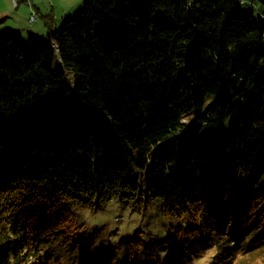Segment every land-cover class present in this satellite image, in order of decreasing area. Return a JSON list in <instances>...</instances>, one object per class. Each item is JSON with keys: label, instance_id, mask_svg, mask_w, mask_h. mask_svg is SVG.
<instances>
[{"label": "trees", "instance_id": "obj_1", "mask_svg": "<svg viewBox=\"0 0 264 264\" xmlns=\"http://www.w3.org/2000/svg\"><path fill=\"white\" fill-rule=\"evenodd\" d=\"M237 1L85 0L0 33V264H78L72 207L117 197L178 223L168 249L135 233L148 264L264 261V22ZM128 242L79 260L131 264Z\"/></svg>", "mask_w": 264, "mask_h": 264}, {"label": "rangeland", "instance_id": "obj_2", "mask_svg": "<svg viewBox=\"0 0 264 264\" xmlns=\"http://www.w3.org/2000/svg\"><path fill=\"white\" fill-rule=\"evenodd\" d=\"M67 1L68 6L74 2L81 1L80 6L71 13L72 17L78 12H81L84 8L85 0ZM67 1L64 0L60 3V0H29L28 5L22 3L19 9H17L14 0H0V14H5L9 18L5 22L0 23V33L4 30H14L21 33L23 39L28 41L30 34L37 35L40 33H37L36 30H42L43 33L38 36L47 37L48 27L41 15L49 16L53 14V24H56L57 29H59L65 20L60 18L62 14L61 5H65ZM17 2L19 4L18 0ZM237 2L238 8L243 9L246 13H252L258 22H264V4L262 1L247 0L242 3V0H238ZM36 10H39L41 15H37L36 20L31 23V15L34 13L37 14ZM13 22H16L18 25L15 26ZM20 26H22L23 29H21ZM72 210L77 214L76 217H78L79 222L83 223V225L85 224L87 227L86 242L89 247L84 245V248L78 250V252L73 255L74 259H77L76 262H78V264H82L83 262L79 260L80 258L89 259L93 256V258L96 259V249L99 247L103 249L111 248V246L120 242L122 238H126L129 241L128 247L134 249L136 253L135 256L132 257L134 260L131 264H148L149 260H147L146 256L149 250H147L148 247L143 243H150L153 245L159 243L161 249L164 246L168 249L165 242L169 240L168 238L171 234L170 225L173 224V226H177L178 224L176 221L174 223L163 216L161 213L162 207L159 202L151 203L147 209L146 205L138 202L136 198L135 200H127L122 197H117L110 203L99 208L80 209L77 206H73ZM138 230H143L146 234L141 246H138L137 243H131V239ZM227 233L234 236V234L239 235L240 231L238 227L231 225ZM89 241L91 243H89ZM202 250H191V257H186L183 260V264H198V254ZM62 252L63 254H68V250L65 251L64 248H62ZM102 253L103 252L100 251L97 255L101 256ZM205 254H208V251H206ZM175 256L176 252H172L171 259L170 255L167 259H164L165 264H167L169 260L170 264L173 263ZM157 260L160 261L158 256ZM257 261V264H264L261 258ZM59 264H74V261L70 256L65 257L62 255ZM207 264H213V261L208 260Z\"/></svg>", "mask_w": 264, "mask_h": 264}, {"label": "crops", "instance_id": "obj_3", "mask_svg": "<svg viewBox=\"0 0 264 264\" xmlns=\"http://www.w3.org/2000/svg\"><path fill=\"white\" fill-rule=\"evenodd\" d=\"M19 1V7H20V5L22 4V3H25V4H27V2H29V0H18ZM64 0H60V3H62ZM65 1H67V0H65ZM80 4H81V1H79V2H74V3H72L71 5H69L68 6V1H67V3L65 4V5H61V10H62V14H61V16H60V18L61 19H64L65 17H67V16H70L71 15V13H73V11L74 10H76L77 9V7H79L80 6ZM28 5V4H27ZM19 7L17 8V9H19ZM36 12H37V15H41L39 12V10H36ZM53 15V14H52ZM42 17H47V16H43V15H41ZM50 16V15H49ZM4 19H9L8 18V16L7 15H5V14H0V22L1 23H3L2 21L4 20ZM5 20V21H6ZM13 24L15 25V26H17L18 24L16 23V22H13ZM20 28L21 29H23V27L22 26H20ZM36 30V29H35ZM36 32L37 33H43L42 32V30H36Z\"/></svg>", "mask_w": 264, "mask_h": 264}, {"label": "built area", "instance_id": "obj_4", "mask_svg": "<svg viewBox=\"0 0 264 264\" xmlns=\"http://www.w3.org/2000/svg\"><path fill=\"white\" fill-rule=\"evenodd\" d=\"M14 4H15V7H16V8L19 7V4H18L17 0H14ZM27 4H29V2H27ZM36 18H37V14H35V13L32 14V15H31V20H30V22L33 23V22L36 20ZM31 23H30V24H31ZM31 25H32V24H31Z\"/></svg>", "mask_w": 264, "mask_h": 264}]
</instances>
